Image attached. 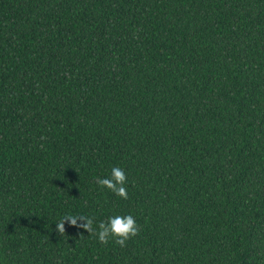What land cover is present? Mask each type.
Masks as SVG:
<instances>
[{"label":"trees","instance_id":"16d2710c","mask_svg":"<svg viewBox=\"0 0 264 264\" xmlns=\"http://www.w3.org/2000/svg\"><path fill=\"white\" fill-rule=\"evenodd\" d=\"M0 264H264V0H0Z\"/></svg>","mask_w":264,"mask_h":264},{"label":"clouds","instance_id":"9594fccd","mask_svg":"<svg viewBox=\"0 0 264 264\" xmlns=\"http://www.w3.org/2000/svg\"><path fill=\"white\" fill-rule=\"evenodd\" d=\"M97 183L111 190L114 194L128 198L126 189L127 176L125 171L120 167H113L111 174L107 178H101L97 180ZM79 221V223H78ZM68 223L77 228L85 229L88 234H92L98 237V240L107 244L109 240L121 247L126 246V242L139 234L140 228L136 222V219L132 215H116L110 216L107 221H102L98 224V227H94V217L83 215H65L56 224V232L58 235H64L66 233L65 223Z\"/></svg>","mask_w":264,"mask_h":264}]
</instances>
